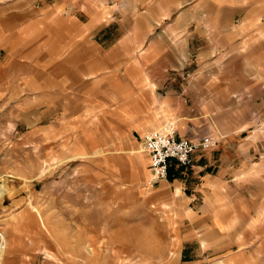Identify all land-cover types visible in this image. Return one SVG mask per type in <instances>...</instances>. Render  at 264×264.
<instances>
[{"label": "rangeland", "instance_id": "rangeland-1", "mask_svg": "<svg viewBox=\"0 0 264 264\" xmlns=\"http://www.w3.org/2000/svg\"><path fill=\"white\" fill-rule=\"evenodd\" d=\"M242 51L221 72L114 56L50 93L0 53V264H264V55ZM184 120L216 146L153 181L141 138ZM222 157L238 170L201 190Z\"/></svg>", "mask_w": 264, "mask_h": 264}, {"label": "crops", "instance_id": "crops-1", "mask_svg": "<svg viewBox=\"0 0 264 264\" xmlns=\"http://www.w3.org/2000/svg\"><path fill=\"white\" fill-rule=\"evenodd\" d=\"M246 47L264 55V0H0V53L30 80L41 79L37 86L49 93L79 85L82 71L97 63L111 68L114 56L139 53V62L155 57L144 70L169 71L172 57L196 55L212 60L203 71L221 72L226 59ZM256 62L264 66L262 59ZM186 123L180 122L178 135L189 134ZM146 127L138 124L132 133ZM135 159L142 162L139 153ZM228 163L222 157L197 165L198 172L206 166L215 170L199 175L201 190L238 170Z\"/></svg>", "mask_w": 264, "mask_h": 264}, {"label": "built area", "instance_id": "built-area-1", "mask_svg": "<svg viewBox=\"0 0 264 264\" xmlns=\"http://www.w3.org/2000/svg\"><path fill=\"white\" fill-rule=\"evenodd\" d=\"M218 139L203 135L198 139L180 136L172 122L164 123L159 129L148 131L140 140V148L149 159L148 169L152 180H163L170 169L191 165L193 154L216 146Z\"/></svg>", "mask_w": 264, "mask_h": 264}, {"label": "bare ground", "instance_id": "bare-ground-1", "mask_svg": "<svg viewBox=\"0 0 264 264\" xmlns=\"http://www.w3.org/2000/svg\"><path fill=\"white\" fill-rule=\"evenodd\" d=\"M7 191V188L3 185H0V198L2 197V195ZM3 246H0V254L3 251Z\"/></svg>", "mask_w": 264, "mask_h": 264}, {"label": "trees", "instance_id": "trees-1", "mask_svg": "<svg viewBox=\"0 0 264 264\" xmlns=\"http://www.w3.org/2000/svg\"><path fill=\"white\" fill-rule=\"evenodd\" d=\"M173 170L172 169H170L169 170V172H168V177L167 178H169L170 180L172 179V177H173Z\"/></svg>", "mask_w": 264, "mask_h": 264}]
</instances>
